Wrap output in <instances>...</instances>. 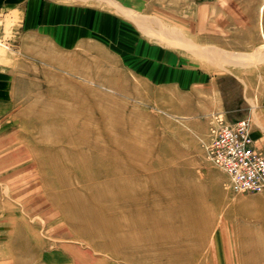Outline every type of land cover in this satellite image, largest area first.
Instances as JSON below:
<instances>
[{
	"label": "rangeland",
	"instance_id": "374dc122",
	"mask_svg": "<svg viewBox=\"0 0 264 264\" xmlns=\"http://www.w3.org/2000/svg\"><path fill=\"white\" fill-rule=\"evenodd\" d=\"M202 22L215 45L201 43ZM242 36L256 40L243 50ZM75 85L125 103L152 170L215 205L191 264H238L237 242L255 230L264 249V191H231L206 152L217 125L248 119L264 154V0H0V264H183L127 260L69 220L47 154L70 146L46 138L32 108L72 104Z\"/></svg>",
	"mask_w": 264,
	"mask_h": 264
},
{
	"label": "bare ground",
	"instance_id": "6f19581e",
	"mask_svg": "<svg viewBox=\"0 0 264 264\" xmlns=\"http://www.w3.org/2000/svg\"><path fill=\"white\" fill-rule=\"evenodd\" d=\"M73 88L72 104L32 108L38 130L70 146L47 154L69 220L103 244L125 248L127 260L196 261L208 239L215 205L184 198L169 187L179 183L173 184L166 170H152L151 151L142 142L146 131L133 110L124 112L125 103L105 92ZM260 234L255 230L250 240L237 242L238 264L264 262ZM219 249L211 248L215 254ZM206 264L231 263L216 259Z\"/></svg>",
	"mask_w": 264,
	"mask_h": 264
},
{
	"label": "built area",
	"instance_id": "2783aa9c",
	"mask_svg": "<svg viewBox=\"0 0 264 264\" xmlns=\"http://www.w3.org/2000/svg\"><path fill=\"white\" fill-rule=\"evenodd\" d=\"M206 152L227 175L231 191H264V154L254 145L248 119L217 125Z\"/></svg>",
	"mask_w": 264,
	"mask_h": 264
},
{
	"label": "crops",
	"instance_id": "0c3cea01",
	"mask_svg": "<svg viewBox=\"0 0 264 264\" xmlns=\"http://www.w3.org/2000/svg\"><path fill=\"white\" fill-rule=\"evenodd\" d=\"M209 23L210 22H202V24H201V30H200L201 33L202 34L205 33L206 35H209L208 39H206V38L201 39V43L206 42V44L215 45L216 41H217L216 37H215L216 31L214 30V24L213 23L209 24ZM197 31H199V30H197ZM217 37H218V34H217ZM220 39H224L226 44H230V43H228V42H230V40L227 39L225 36L220 37ZM255 40L256 39L251 37V36H247V37H243L242 36V37H240L238 39V45H240V48H242L243 50L244 49L246 50V49H248L251 46V43L254 42ZM232 42H234V41H232ZM214 47L215 46H213V48ZM164 60H165L166 63H176V59H174V57L172 58V56L169 55V54L168 55L167 54L164 55ZM206 72H208V71H206Z\"/></svg>",
	"mask_w": 264,
	"mask_h": 264
}]
</instances>
